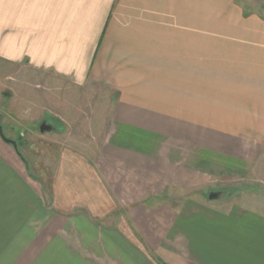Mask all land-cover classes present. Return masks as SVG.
<instances>
[{"label":"crops","instance_id":"obj_1","mask_svg":"<svg viewBox=\"0 0 264 264\" xmlns=\"http://www.w3.org/2000/svg\"><path fill=\"white\" fill-rule=\"evenodd\" d=\"M260 1L0 0L3 62L111 105L47 179L0 137V264H264L262 205L169 199L264 183Z\"/></svg>","mask_w":264,"mask_h":264},{"label":"rangeland","instance_id":"obj_2","mask_svg":"<svg viewBox=\"0 0 264 264\" xmlns=\"http://www.w3.org/2000/svg\"><path fill=\"white\" fill-rule=\"evenodd\" d=\"M236 1L248 12H255L261 4L260 0ZM41 81L33 77L25 65L19 67L0 59V124L3 132L16 141L29 160L30 173L47 179L60 147L88 155L96 151L105 140L111 122V105L108 94L100 89L57 81L50 87ZM44 120L51 129L41 132L39 126ZM176 193L180 198L172 195L169 197L171 202L192 197L216 206L226 201L223 205L243 203L264 207V183L254 181L217 182L210 189ZM210 194H215L211 200Z\"/></svg>","mask_w":264,"mask_h":264},{"label":"water","instance_id":"obj_3","mask_svg":"<svg viewBox=\"0 0 264 264\" xmlns=\"http://www.w3.org/2000/svg\"><path fill=\"white\" fill-rule=\"evenodd\" d=\"M51 129V127L49 125H47L45 122H42L39 126V130L41 132L43 131H49ZM0 137L3 141H5L8 144H11L16 150H17V143L15 140L10 139L8 137L5 136L4 132H3V127L0 124ZM210 198L215 197V194H210L209 196Z\"/></svg>","mask_w":264,"mask_h":264},{"label":"trees","instance_id":"obj_4","mask_svg":"<svg viewBox=\"0 0 264 264\" xmlns=\"http://www.w3.org/2000/svg\"><path fill=\"white\" fill-rule=\"evenodd\" d=\"M18 152V149L16 150ZM21 156V155H20ZM22 157V156H21Z\"/></svg>","mask_w":264,"mask_h":264}]
</instances>
